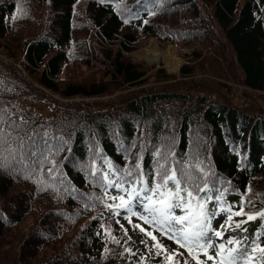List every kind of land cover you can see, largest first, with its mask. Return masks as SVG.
<instances>
[{
  "label": "trees",
  "instance_id": "obj_1",
  "mask_svg": "<svg viewBox=\"0 0 264 264\" xmlns=\"http://www.w3.org/2000/svg\"><path fill=\"white\" fill-rule=\"evenodd\" d=\"M151 37L176 43L179 73L127 54ZM0 109L36 131L0 167V264H143L101 187L133 154L151 176L168 152L204 203L264 209V0H0Z\"/></svg>",
  "mask_w": 264,
  "mask_h": 264
},
{
  "label": "snow or ice",
  "instance_id": "obj_2",
  "mask_svg": "<svg viewBox=\"0 0 264 264\" xmlns=\"http://www.w3.org/2000/svg\"><path fill=\"white\" fill-rule=\"evenodd\" d=\"M148 14L152 15L151 12ZM13 18H15V13H13ZM124 23H128V21L125 20ZM27 124L28 122L22 115L18 116L16 113H9L7 109H0V167L6 168L7 161L22 154L26 140L29 147H35L36 131H26ZM48 134L46 130L43 132L44 137H47ZM45 146L47 147L46 141ZM131 147L134 148L136 145H131ZM142 149L143 144H141ZM153 157L155 167L151 176L144 172L140 155L133 154L134 163L126 164L122 172L112 166L104 173V183L101 187L104 190V197L111 195L112 203H107L105 207L116 215H119L121 210L126 212L128 215L124 219L134 229L138 228L141 233H145L151 238V241L155 242L152 247L156 249V255L166 254L165 264H173L172 258L177 255L176 249L165 248L163 243L165 238L174 242L180 249H184L187 255L196 261V264H207V261H211V264H255L253 256L249 253L255 254L259 251L261 255H264V247L249 248L245 237L240 240L234 239L231 235L225 237L222 229L229 230L231 227L226 222L218 224L216 228L212 227L211 216L206 210L204 201L199 197V193L208 188L207 183L203 188L189 187L186 180L182 182L177 178V169L174 166L168 167V152L156 148ZM53 163L55 162L53 161ZM91 163L92 171L95 174L97 172L94 167L95 161ZM109 176L112 179H109ZM170 183L173 185L172 187H169ZM109 188H114L115 194H110ZM207 199L210 200L213 197L208 196ZM221 199V195L215 196V200L220 201ZM193 201H195V205ZM181 207L191 210L185 211L182 215H176L173 209ZM219 210L222 211V209ZM228 212L230 213L227 217L229 221L232 220V216L244 217L243 220L232 221L235 228L240 231H245L241 228V224L254 220L258 216L264 217V209L254 213L245 212L243 197H241L238 208L233 210L229 207ZM133 217L148 227H144L140 223H133ZM117 223L119 222L117 221ZM101 227L104 226L101 225ZM121 229L125 234L128 231L123 225H121ZM222 238L226 239L227 245L220 242ZM113 239L115 238L113 237ZM140 242L144 243L143 240ZM252 243L255 245V241ZM209 248L216 249L214 255L209 254ZM125 251L130 250L125 249ZM199 253L203 254L204 259H200ZM141 261H143V257H141ZM174 264H189V261L181 254Z\"/></svg>",
  "mask_w": 264,
  "mask_h": 264
},
{
  "label": "rangeland",
  "instance_id": "obj_3",
  "mask_svg": "<svg viewBox=\"0 0 264 264\" xmlns=\"http://www.w3.org/2000/svg\"><path fill=\"white\" fill-rule=\"evenodd\" d=\"M147 46L152 47V49H154L155 51H157L160 54H167V53L171 52L172 57H173L172 61L173 62L178 61L176 64V69L170 70L168 68L169 65L167 67L164 60H162V58L157 63H150L149 61H147L146 58L141 56V51L144 50ZM131 56L133 58L141 60L142 63L146 67L147 66L151 67V69L147 72V74H149L151 72H155L156 70H158L160 68L164 69L166 71V73L177 72V70L180 69V66H182L183 64H185L187 62V60L185 58L181 57V54H179V52L177 51V48L174 44H170V45H167L165 47H161L158 44H156V42L153 39L147 40L145 42V44L143 45V47H141L140 49H136V50L132 51ZM73 76H77V74H73L71 76L72 79H74ZM109 191H110V194H115L116 190L114 188H109ZM190 210L191 209L185 210L182 207L173 209V211L176 215H182L185 213V211H190ZM206 210L211 216V222H212L213 228H216L218 226V224H222V223L226 222L231 227L229 230L222 229L225 233V237L231 235L236 240H240L242 237H245V238H247V244H249L248 238H249L250 234L252 233L251 227L247 228L245 226V224H241V228L245 229V231H240V229L235 228L234 224L232 223V221H240L242 219V217L232 216V220L229 221L227 219V217L230 214H226L225 210L222 209V211H221V210H219V208H216L215 206L210 205V204L206 205ZM126 215H128V214L121 210L119 215L114 214L113 217H114V220L116 223H117V221L119 222L117 224L119 225L120 228H121V225H123L124 228L128 229L126 234L121 229V231L128 237L126 248L129 249L130 251H127V255L129 257H136V258H140V259H141V257H143L145 264H165V255L166 254H161V255L157 256L156 255V249L152 247L153 243H155V242L151 241V238L148 237L145 233H141L138 228L134 229L132 227V225L129 224L128 221L124 219V217ZM132 219H133V223H140L142 226L148 227L147 225H143V222L138 221L135 217H133ZM154 234H155V231H154ZM158 239H159V237H158ZM141 240L144 241L143 244H141V242H140ZM220 242H223L227 245L226 239L222 238ZM163 243L165 245V248L177 250V255L172 258L173 264H174L175 260L181 254H183L184 258L188 259L189 264H196V261L192 260L191 257H189L187 255V252L184 249H180L179 246L175 245L174 242L169 241L165 238L163 240ZM208 251H209L210 255H214L216 249L215 248H209ZM198 255H199L200 259H204L202 253H199ZM249 255L253 256V260H254L255 264H261L262 261H260L254 254H252L250 252ZM207 264H211V261H207Z\"/></svg>",
  "mask_w": 264,
  "mask_h": 264
},
{
  "label": "bare ground",
  "instance_id": "obj_4",
  "mask_svg": "<svg viewBox=\"0 0 264 264\" xmlns=\"http://www.w3.org/2000/svg\"><path fill=\"white\" fill-rule=\"evenodd\" d=\"M141 56L146 58L147 61H149L150 63H157L161 58L162 60H164L166 66L168 67L169 65V69L170 70H174L176 69V64L178 61L173 62V57L171 52L167 53V54H160L157 51H155L154 49H152V47H146L144 50L141 51Z\"/></svg>",
  "mask_w": 264,
  "mask_h": 264
}]
</instances>
